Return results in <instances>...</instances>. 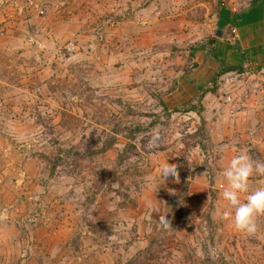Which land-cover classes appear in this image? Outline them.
Listing matches in <instances>:
<instances>
[{"label":"rangeland","instance_id":"rangeland-1","mask_svg":"<svg viewBox=\"0 0 264 264\" xmlns=\"http://www.w3.org/2000/svg\"><path fill=\"white\" fill-rule=\"evenodd\" d=\"M152 1L0 0V264H264V215L251 236L223 218L214 117L196 103L218 80L193 23L227 0H155L163 28H147ZM106 134L105 153L76 156Z\"/></svg>","mask_w":264,"mask_h":264},{"label":"crops","instance_id":"crops-1","mask_svg":"<svg viewBox=\"0 0 264 264\" xmlns=\"http://www.w3.org/2000/svg\"><path fill=\"white\" fill-rule=\"evenodd\" d=\"M204 5L201 23H193L194 27L212 32L213 43L208 45L216 56L217 71L232 67L217 77V88L202 99L204 112L214 117L205 120L223 161L218 174L223 177V168L242 151L264 162V0H227L216 11ZM160 8L153 0L141 9L147 28H163L155 16Z\"/></svg>","mask_w":264,"mask_h":264},{"label":"clouds","instance_id":"clouds-1","mask_svg":"<svg viewBox=\"0 0 264 264\" xmlns=\"http://www.w3.org/2000/svg\"><path fill=\"white\" fill-rule=\"evenodd\" d=\"M158 132H153V139H158ZM152 146V141L149 142ZM254 174L264 176V162L254 161L246 151L231 158L222 175L226 186L221 192V198L227 202L229 210L225 211L223 218L230 219L233 227L247 235H255L258 229L257 218L264 215V187L249 191V179ZM162 178L174 177L179 182L177 165L167 161L161 165ZM242 193H247L241 198ZM6 212H0V220H6ZM162 227L171 229V221L167 216L160 217Z\"/></svg>","mask_w":264,"mask_h":264},{"label":"trees","instance_id":"trees-1","mask_svg":"<svg viewBox=\"0 0 264 264\" xmlns=\"http://www.w3.org/2000/svg\"><path fill=\"white\" fill-rule=\"evenodd\" d=\"M255 1H257V0H253V3ZM209 43L210 44L213 43V41H212L211 38L209 39ZM210 53L213 55V59H215L216 56H215L212 48L210 50ZM262 66H264V61L262 62ZM231 69H232V67H224V68H221L219 71L216 72L215 77H218L221 73H223L225 71H229ZM233 69H236V68L233 67ZM207 92H213V90H210V89H203V90H201L200 94L197 96L196 103L198 101H201V99L203 98L204 94L207 93ZM160 104H161V106H162L163 109L168 110V105L166 104V102L164 100H161L160 101ZM190 109L193 110V109H196V107L195 106H192ZM196 113L200 117L201 122H203V118L201 116V110L198 109ZM126 130H127V136L126 137L130 141L131 139H133L134 133L140 130V126L139 125L138 126H134V127H131V126L128 127L127 126ZM119 131H120V129H115V132H114L115 135ZM129 141L126 142L125 145H124V147H125L124 150L125 151H127V148L128 147H130V148L132 147L133 148V144L131 142H129ZM114 142H115V136L114 135H111V134H106V136H105V138L103 140H99V141L96 142V144H95L96 146H95V148H93V150H83V151L79 150V151H77L75 153H76V156H81V159L87 158V159H90L91 160L94 156H98V155H101V154L105 153L108 149H110L113 146ZM210 183H211L210 184L211 185V188H213L212 181ZM187 188L188 187L185 186L184 187V190L186 191Z\"/></svg>","mask_w":264,"mask_h":264},{"label":"built area","instance_id":"built-area-1","mask_svg":"<svg viewBox=\"0 0 264 264\" xmlns=\"http://www.w3.org/2000/svg\"><path fill=\"white\" fill-rule=\"evenodd\" d=\"M71 48H72L71 46H67V47H66L67 51H70ZM2 181H3V178L0 177V185H1ZM16 182H17L18 184H20V180H16Z\"/></svg>","mask_w":264,"mask_h":264},{"label":"water","instance_id":"water-1","mask_svg":"<svg viewBox=\"0 0 264 264\" xmlns=\"http://www.w3.org/2000/svg\"><path fill=\"white\" fill-rule=\"evenodd\" d=\"M218 31H220V30H218ZM219 33H217V35H218Z\"/></svg>","mask_w":264,"mask_h":264}]
</instances>
